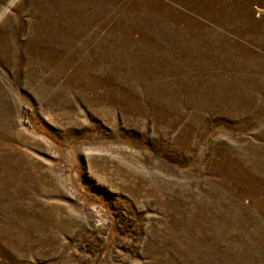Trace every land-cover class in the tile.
<instances>
[{
  "label": "rangeland",
  "instance_id": "obj_1",
  "mask_svg": "<svg viewBox=\"0 0 264 264\" xmlns=\"http://www.w3.org/2000/svg\"><path fill=\"white\" fill-rule=\"evenodd\" d=\"M11 1L0 264H264V0Z\"/></svg>",
  "mask_w": 264,
  "mask_h": 264
},
{
  "label": "bare ground",
  "instance_id": "obj_2",
  "mask_svg": "<svg viewBox=\"0 0 264 264\" xmlns=\"http://www.w3.org/2000/svg\"><path fill=\"white\" fill-rule=\"evenodd\" d=\"M210 1V0H209ZM13 3V0L9 3V4H12ZM243 3V2H242ZM244 6V10L243 11H245L246 10V8H247V6H246V4L245 5H241V7H243ZM210 7V6H209ZM247 13V12H246ZM245 12H244V14H243V17L244 18H246V16H247V14H246Z\"/></svg>",
  "mask_w": 264,
  "mask_h": 264
}]
</instances>
